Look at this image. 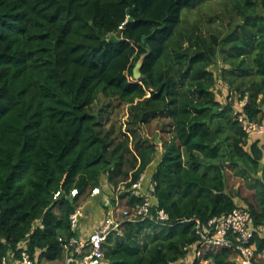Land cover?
Wrapping results in <instances>:
<instances>
[{"label":"trees","instance_id":"16d2710c","mask_svg":"<svg viewBox=\"0 0 264 264\" xmlns=\"http://www.w3.org/2000/svg\"><path fill=\"white\" fill-rule=\"evenodd\" d=\"M208 1L0 0V264L25 245L38 264L62 261L78 234L70 216L93 188L115 205L112 191L142 173L171 224L129 222L102 264H186L199 236L195 220H181L237 206L227 167L254 189L243 205L264 227V136H249L236 109L244 101L264 122V0H220L227 21L204 32L188 16ZM219 78L232 100L217 97ZM100 94L128 105L125 128L95 110ZM153 120L168 134L161 147L143 132ZM125 188L122 206L145 201ZM253 242L264 253V234ZM233 253L195 264H236Z\"/></svg>","mask_w":264,"mask_h":264},{"label":"built area","instance_id":"2783aa9c","mask_svg":"<svg viewBox=\"0 0 264 264\" xmlns=\"http://www.w3.org/2000/svg\"><path fill=\"white\" fill-rule=\"evenodd\" d=\"M245 102L241 104L243 107ZM237 119L243 130L249 135L264 136V122L250 117L242 108L237 110ZM124 186L112 191L111 196L116 198V204L112 205L108 195L103 196L104 202L109 204V209L102 220L88 234L71 236L64 241V258L62 264H102L105 258V247L109 244V239L122 237L129 222H139L142 220H152L162 225H170L171 220L168 212L159 207L157 198L154 195L155 185L147 182V176H141L125 190L134 193L136 196L145 197V201L133 206L124 207L120 204V191ZM78 194V189L71 191V196ZM102 194V187L93 188L91 195ZM61 195V190L55 193V198ZM84 216L83 204L80 205L70 216L72 229H80L81 220ZM196 221L198 240L184 247L186 250L182 262L195 264L198 259H202L206 252L217 251L224 247L234 251L233 260L236 264H258L256 254V244L253 239L256 234H264V227L255 225L251 210L244 205H237L231 211L221 215L213 216L206 221L192 217L181 221ZM180 221V222H181ZM1 264H38L28 247L21 248L19 256L15 250H9L2 259ZM201 264H207L206 261Z\"/></svg>","mask_w":264,"mask_h":264},{"label":"rangeland","instance_id":"374dc122","mask_svg":"<svg viewBox=\"0 0 264 264\" xmlns=\"http://www.w3.org/2000/svg\"><path fill=\"white\" fill-rule=\"evenodd\" d=\"M226 7L223 6V2L220 0H211L208 2H205L201 5V8L194 9L188 16V23L194 24L198 23L201 30L204 32H207L209 29L216 28L218 26H221L220 24L223 21L219 15L224 18L227 16L228 11L225 9ZM213 18V21H210V18ZM226 30V29H225ZM221 64V61L219 62ZM214 71L219 72V70L216 67H213ZM216 72V73H217ZM229 87L219 78V81L217 82V85L215 87V92L217 94V97L221 99L223 102L232 100L229 95ZM234 96V94L232 95ZM234 99L237 97L234 96ZM238 100H236L235 106L240 104ZM244 102V101H243ZM243 102H241L243 104ZM107 108L109 111V116L111 117L112 121L116 124V127L124 126L123 122L127 119V109L128 105L125 103H121L116 97L110 98L106 97L103 94H100L98 99L95 101L94 108L96 111H99L100 108ZM242 106L238 105L236 109H240ZM160 120H153L150 124H146L143 127V132L145 135H148L153 140H156L159 144V147L162 146V140L165 137H168V134L161 131L160 128ZM109 124V123H108ZM125 128V126L123 127ZM163 148H159V153L161 152ZM227 182H228V191L232 192L235 197H237V201L239 204H244V201L246 202H254V189L251 188L248 183L245 181V179L242 176H239L236 174V172L231 169L230 167H227ZM130 180V179H129ZM128 180H125V182ZM105 181L103 180L102 183ZM123 182L119 183V186H123ZM102 206V203H101ZM258 262L260 264H264V253H261L258 255ZM63 261V260H62ZM62 261H55V262H44L43 264H62Z\"/></svg>","mask_w":264,"mask_h":264},{"label":"crops","instance_id":"0c3cea01","mask_svg":"<svg viewBox=\"0 0 264 264\" xmlns=\"http://www.w3.org/2000/svg\"><path fill=\"white\" fill-rule=\"evenodd\" d=\"M104 183L106 184V181ZM100 196L103 202V193L99 196L88 197L83 201L84 216L81 220V226L78 233H83L82 235L88 234L96 225H98L105 213H107L108 209L103 205L101 206ZM235 198L238 205L237 197ZM107 205L109 206V204Z\"/></svg>","mask_w":264,"mask_h":264},{"label":"water","instance_id":"95a60500","mask_svg":"<svg viewBox=\"0 0 264 264\" xmlns=\"http://www.w3.org/2000/svg\"><path fill=\"white\" fill-rule=\"evenodd\" d=\"M120 35H121V33H119V36ZM143 58H144V55L139 59V61L137 62V64L134 67V76L138 80L142 77L140 69H141V66L143 65Z\"/></svg>","mask_w":264,"mask_h":264}]
</instances>
